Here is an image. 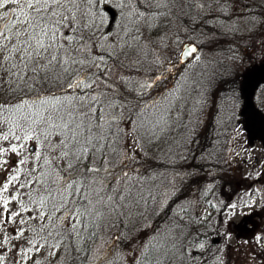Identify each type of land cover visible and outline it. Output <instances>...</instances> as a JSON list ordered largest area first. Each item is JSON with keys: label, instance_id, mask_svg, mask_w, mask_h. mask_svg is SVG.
<instances>
[{"label": "rangeland", "instance_id": "1", "mask_svg": "<svg viewBox=\"0 0 264 264\" xmlns=\"http://www.w3.org/2000/svg\"><path fill=\"white\" fill-rule=\"evenodd\" d=\"M145 1L131 0L128 17L132 13L135 21L127 25L132 29L129 28V43L124 51L129 58L124 61L110 53L106 56H111L110 59L98 57L90 69L83 65V70H87L73 80L63 78L46 87L37 86L31 76L35 72L29 68L22 80H18L20 74L16 71L0 69V105L23 103L19 110L11 108L0 114V133L12 129L16 135H23L31 121H38L31 125L33 139L26 142L20 156L11 152L0 156V160L8 161L7 172L0 168V185L12 173L15 161L26 160L12 173L18 174L19 179L2 195L11 201L8 205L11 212L21 210V202L29 209L21 212L26 223L20 224L21 217L17 216L14 222L5 220L0 224V241H6L0 243L4 256L0 264H22L23 256L17 255V248L31 247L26 244L25 234L14 238L16 229H24L34 221L44 225L48 213L54 214L56 225L69 229L74 214L68 215V210L73 209L84 193L79 184L82 180L86 182V190L100 192V145L94 142L86 146V141L87 137L100 140L102 110L111 115L109 119H117L115 134L119 143L108 152L118 154L109 164L113 166V175L118 174L104 198L114 205L113 215L120 216L119 224L124 221L130 231H119L120 226L114 224L101 233L100 226L91 250L92 264H135L145 248L154 251L168 234L176 233V226L169 227L167 222L174 217L182 221L191 217L197 221L201 235L199 232L186 235L185 228L178 233L180 237L184 235L196 260H203L204 264H264V0H178L172 5L178 17L172 25L168 15L162 18L159 13L163 10L164 15L171 4L162 8V0H149L151 5L145 8ZM104 4H101V17L107 26L103 32L110 38L105 43L113 41L118 46L127 31L120 27L121 16L111 6L120 11L123 3L107 0ZM19 7L9 3L4 9ZM149 8L154 10V19L146 15ZM185 42L197 44L199 50L187 62L179 64ZM118 51L116 48L115 53ZM66 53L73 55L68 49L62 50V54ZM86 55H93L90 46L78 50V59ZM83 58V62L88 61ZM9 60L19 65L21 62L16 57ZM122 62L137 69L124 75ZM8 68L4 65V69ZM229 74H235L230 79L238 86L237 94L221 98L222 78ZM121 90L126 94L118 108L113 102L120 99ZM53 97H60L55 107ZM44 99L50 103L41 104ZM50 113L63 117L56 123H67L68 129H72L71 115L78 116L75 140L71 131L65 130L67 156H59L62 145L55 150L50 147V143L57 144L61 139L56 134L60 129H49L46 119H41ZM83 122L85 134L81 133ZM44 130L52 133L48 139ZM198 133L206 139L197 149ZM11 143L20 142L11 136L7 141L0 139V147L8 148ZM164 143L166 146L156 153L169 154L174 168L165 172L138 167L144 157L155 155V150ZM31 145L39 150V159L29 151ZM112 159L110 154L109 161ZM150 161L155 160L151 157ZM89 169L95 177L87 175ZM204 175L212 181H203ZM21 184L25 186L21 188ZM13 195L16 200H11ZM208 200L213 208L209 211ZM152 206H155L153 211ZM98 209L101 212V205ZM40 212L45 214L43 220L28 219ZM244 221L254 223L251 232L241 231ZM146 226L142 236L140 228ZM173 236L170 237L178 239L176 234Z\"/></svg>", "mask_w": 264, "mask_h": 264}, {"label": "trees", "instance_id": "2", "mask_svg": "<svg viewBox=\"0 0 264 264\" xmlns=\"http://www.w3.org/2000/svg\"><path fill=\"white\" fill-rule=\"evenodd\" d=\"M177 2L178 0H162V5L160 4L161 6H163L162 8L168 7V5L171 4V9L169 10L165 9L164 15H163V10L159 11L160 15H162V18H165L167 15L168 17H170V20H168L170 22V25L175 23L178 19L177 15L174 13V9H172V5H174ZM130 5L131 3H123V5L120 6L121 7L120 11L117 10L118 8L108 5V6H111V8L117 14H120L121 16L120 27L124 28L123 31L124 30L127 31L125 32L127 34L124 35V38H123L124 40L120 42L118 46L113 45V41L111 44L105 43V40L106 41L107 39L110 40V38H107L106 37L107 34L103 32L107 24L106 25L104 24V18L101 17V4L96 5V6H89V5L82 4L81 11L77 13L76 20L69 22L67 26L65 25L58 26L59 31L56 32L54 42L53 40L50 39V37L52 36L51 31L49 32L48 36L43 37L45 46H48V45H51V46L48 47L47 52H44L43 50H41L40 57L28 59L27 54H25L22 51L18 53H8L7 50H5L6 55H9L10 57H16L18 58V60L21 56L27 57L26 60L28 62V67H24L22 61L20 62V65H19L18 63H12L9 60L5 62L4 65L10 68H11V65L13 64L17 65V67L12 68L11 71H16L18 74H20L18 80H22L21 78H23V73H25L27 68H29V71H33V69H36V71H33L35 72V74L31 75L32 78L36 80L37 86L46 87L47 84L53 85L57 82L59 83V81H62L63 78H65L66 80L68 78H72L73 80V78L76 77V75H78L79 73L82 74L87 69L92 68L93 62L96 59L98 60V57L104 58L111 53L112 57L115 54L119 56L118 57L119 59H122L120 61H124L129 58L128 56H126L124 51L127 50L125 46H127L128 45L127 43H129L128 35L131 32L130 29H132L127 25H128V22L135 21L131 18L133 17L132 13H130L128 17ZM148 5H151L149 0H147L145 8L146 6L148 7ZM104 6L106 7V4H104ZM147 10L150 13H146V15L154 19V10L150 8ZM24 11L29 12L30 10L25 7ZM5 13H8V15L5 16ZM0 16L5 17L4 19H0V26L4 25L5 23H9V22L15 23V27L11 28V32L6 33L12 36V42L13 43L16 42V37L14 34L19 31L21 33L19 37V40L21 41V43L18 45V47H20L21 49L23 47H26V45L23 44L22 42L28 39L29 34H34V33H33L32 28H29L27 24L23 23L24 17L23 15H21V6L19 7L18 10L17 9L9 10V8L8 9L0 8ZM17 16L20 17L18 20L16 19ZM50 27H52L54 30V26H50ZM25 29H27V32H25ZM117 30L118 32L122 31V30L120 31V29H117ZM36 31H38V29ZM57 34H60V36H58ZM66 37H70V39H66ZM96 38H98L99 40H96ZM61 39L62 41H60ZM5 43H7V41H5ZM30 43L34 47L36 44V40L32 39ZM86 46L87 47L90 46L91 52L93 55L92 56L86 55L84 56V58L82 57L83 59L88 60V61L83 62L82 58L78 59L77 53H78V50H82ZM101 48H103L102 51H101ZM116 48L117 50H119L118 54L115 53ZM64 49L70 50V53L73 55L70 56V54L68 53L62 54V50ZM101 52H102V55H101ZM52 56H55L56 59L52 60V62L49 63L48 61L51 59ZM61 57H63L62 61H60ZM106 58L110 59L111 56L110 57L108 56ZM64 60H68V61L66 62ZM135 63L137 64V61H135ZM122 64H123L122 67L125 70L124 75L133 73V71L137 69V66L135 68L132 64L129 65L124 62H122ZM42 65H47V68L44 70H41L40 66ZM83 65H85V67L87 68L86 70H83L84 69V67H82ZM100 65H101V62H100ZM225 69L226 68H223V72L227 74L228 72ZM233 75L235 74H232V75L229 74V76L222 78V90L219 93L221 98H226V96L237 94L238 86L237 84H235V80L233 83V81H231L230 79ZM109 87L115 88L114 85L113 86L110 85ZM122 92L123 90L119 92V94L121 95L120 99L115 100L118 95L115 97V99H113L115 100V102L113 103H116V107L118 108L121 107L120 105H122L120 103V100L123 102V99H124L123 96L126 94V93L122 94ZM111 105L112 103L109 106L110 108H111ZM122 109H123V106H122ZM122 109H119V113L121 115H122ZM259 113L261 115V112ZM120 114L118 115L119 116L118 120H120V123H122L123 118L120 116ZM110 117L111 115L104 112L103 110L101 111V118H100L101 123L98 128V131L100 132L98 135L100 136L99 138L101 141L95 140L96 137L94 139H91L85 135V137L88 138V141H86V146L89 143L92 145L94 144V142H97V143L99 142V145H100L98 149L100 150L99 155L101 154V190L98 194H101V195L96 194L91 188H88L86 190L84 187V185H86L85 180H82L79 183V184H82L81 187L83 186L84 193L81 197H79V202L76 203L75 206H73V214L76 218L74 219V222L71 223V225L72 224L77 225L76 229L74 230L71 228V225L68 227L69 229L64 228L58 224L56 225L54 223V214L52 215L51 213H48V216H52V219L51 220L48 219L47 223H45L44 225H42L43 223L37 225L35 221L30 222V224L26 225V227L25 225H23L22 227H25L23 229L24 234H25L24 238L32 240L33 244H30L31 247H29L32 249V251L28 253L27 256H23L22 264H92L91 263V250H92V246L97 240V234L99 232L100 226H101V233L106 227H110L114 224H118L120 226L118 229L119 231L120 230L128 231L129 228L125 227L124 221L122 224H119L120 216L113 215L112 208L114 205L111 203L109 204V202L105 201V198H104L106 193L111 190L112 188L111 185L112 183L115 182L116 180L115 177L118 174V173L117 174L114 173L113 175L112 173L113 171H111V167L113 166L109 165L118 155L117 154L115 156L112 153H108L110 152L109 149L118 143V140H116L117 135L115 134V131L118 132L117 130L118 127H116L115 129V126L117 124V121H116L117 119L115 118L109 119ZM77 120H78V116L74 114L71 115L70 120H69V125L71 126L72 129H75V126H77L76 124ZM80 126L82 128L81 133L85 134V132H83L84 122L81 123ZM94 135L97 136V134H94ZM197 138L198 139H197L196 146L198 149L200 143L205 141L206 138H204V136H202L201 133H198ZM118 145H116V147ZM165 146L166 144L164 143L158 149H156L154 153L160 151ZM116 147H114V151L116 150ZM110 154L113 157L111 161H109ZM151 157L155 161H150ZM151 157H146L149 159L148 162L146 158L144 157L142 159V162L141 163L139 162L140 165L138 167L141 169L145 168L146 170H161L165 172H167L168 169L175 167V165L173 166L174 162L173 164L170 165L169 154L160 155L156 153L155 155ZM131 164L132 163H130L129 165L130 167L132 166ZM176 165H179V164H176ZM87 175L95 177V173H93L91 169L88 170ZM197 177L199 179V176ZM205 180L207 183L208 181L209 182L212 181V179L210 180L208 176L204 175L203 181ZM219 185H221L220 182L218 186ZM81 187L78 190L80 192V195L82 192V190H80ZM216 191L221 192L220 189L219 190L216 189ZM100 197H101V200H100ZM211 197L213 196L211 195ZM205 198H206V195L204 193V200ZM211 202H209V200L207 202L206 207L208 211L213 209L212 206L209 204ZM100 205H101V212L98 209ZM153 208H155V206H152L151 211H153ZM180 217L182 219L183 216H180ZM182 220L178 219V217L177 218L174 217V218L167 220V222L169 221L168 222L169 227L172 225L176 226V230H175L176 233L174 234L177 235L178 237L177 240L170 237V236L174 237L173 236L174 234L173 235L172 233L170 235L168 234V237L165 239L164 242H160L155 246L154 251H152L151 249L149 250V247L145 248L142 255L140 256V259H138V261L135 264H204L203 260H200V261L199 259L196 260V257L192 255L191 247H188L189 243L187 242V240L184 239L183 237L184 235L182 234V236L180 237L178 234L179 231L181 233L182 230H184V228H185V231H187V233L185 232L186 235L193 236L194 234H199L200 231L197 230L198 228L197 221L191 217H189V220L187 221L186 220L182 221ZM45 225L47 226L45 227ZM33 229H35V231H33ZM41 229L43 230L41 231ZM140 229L143 232L142 236H144V234L147 231V226L145 229L144 227ZM122 237L125 239L126 235H122ZM37 248H39V251H37Z\"/></svg>", "mask_w": 264, "mask_h": 264}, {"label": "snow or ice", "instance_id": "3", "mask_svg": "<svg viewBox=\"0 0 264 264\" xmlns=\"http://www.w3.org/2000/svg\"><path fill=\"white\" fill-rule=\"evenodd\" d=\"M122 3H131V0H121ZM13 3L21 6V15H23V23L27 24L29 28L33 29L34 34H29L28 39L24 40L22 43L26 45V47H23L22 49L18 47V45L21 43L19 40V37L21 33L18 31L14 35L16 37V42H12V36L6 34L11 32V28L15 27L14 22L5 23L4 25L0 26V69L9 71L11 73L12 68H16L17 65L13 64L11 65V68L4 69V63L5 61H8L10 59L9 55L4 54L5 50H7L8 53H18V52H24L27 54L28 59H33L35 57H40L41 50L44 52H47L48 47L51 45L45 46L44 43V36H48L49 32H52V36L50 37L51 40H55L56 32L59 31V25H65L71 21H74L77 19V13L81 11V5H89V6H96L99 4L107 3V0H0V8H4L7 4ZM29 9V12H25L24 8ZM133 12L136 11V9H132ZM8 13H5V16H7ZM143 15V13H141ZM4 16H0V19H4ZM20 17L17 16L16 19L18 20ZM54 26V30L52 27ZM38 29V31H36ZM25 32H27V29H25ZM32 39L36 40V44L33 47L30 43ZM66 39H70V37H66ZM7 41V43H5ZM192 51H195V49H192ZM56 57L52 56L51 59L48 61L49 63L52 62V60H55ZM20 60L23 62L24 67H28V62L25 59L24 56L20 57ZM41 70H44L47 68V65L40 66ZM33 71H36V69H33ZM22 79V78H21ZM71 87V85H70ZM52 101L54 102L52 104L53 107H55V103L60 102V97H53ZM41 104H47L50 103L49 100L44 99L40 101ZM23 107V103L19 105L14 106H8V105H0V114H2L5 110H11V108H15L19 110ZM63 119V117H59L58 115L54 116L53 114H48V116L45 118L41 116V119H46V122L48 124V128H58L60 131L56 133L61 137L59 142L57 144H51L50 147L55 150L57 147H60L61 145L63 148L61 149V152L59 153L60 157L67 156L68 153L64 151V149L68 148V135L65 130L72 132V139L75 140L76 137V131L75 129H68V124L65 123L63 125L57 124V119ZM38 121H31L29 124V127L25 129L23 135H16L15 131L10 129L7 133H0V139L2 140H9V137L11 136L16 141L20 142L19 145L16 143H11L8 148L0 147V156H3L5 153L11 152L15 153L17 156H20L22 154V151L25 150V144L28 140L33 139V132L34 129H32L31 125L36 124ZM45 139H48V137L52 134L48 130H44L43 132ZM39 139V137H36ZM31 153L36 156L37 159L40 157V152L38 149H32ZM26 163L25 159H20L14 162L12 173H16L17 169L19 168V165ZM8 164L7 160H0V168H3L4 171H8L7 167L5 165ZM68 167H72V164L69 163ZM12 173H9V176L6 178L5 182L0 185V200H2V206L3 212H0V224L4 223L5 220L7 222H14V218L19 216L21 217L19 223L24 224L27 221L23 218L21 212L22 211H28V207L26 204H23L21 202L20 208L21 210L11 212L8 208L9 203L11 202L8 198L3 197L2 193L7 192L9 190L10 185L13 184L14 181H17L19 179V175H13ZM125 175H127L125 173ZM25 185L21 184L20 187L23 188ZM70 186V185H68ZM31 197V194H29ZM17 197L13 195L11 197V200H16ZM231 207L236 208L237 205H232ZM59 209H57L58 211ZM73 213V209L68 210V215H71ZM44 213L40 212L38 216H32L28 219H38L43 220L44 219ZM76 217L73 216V219ZM49 220L52 219V216L48 217ZM64 217H61V220H63ZM47 225H45L46 227ZM77 225L72 224L71 228L74 230L76 229ZM43 229H41L42 231ZM17 235L14 237L15 239H19L24 236V230L23 229H16ZM35 231V229H33ZM259 241V237L256 238ZM26 244H33L32 240H29L25 238ZM6 241H0V243H5ZM42 247V245H41ZM32 251L31 248L21 247L17 248V255L18 256H27L28 253ZM37 251H39V248H37ZM51 254V253H50ZM4 259L2 251H0V261Z\"/></svg>", "mask_w": 264, "mask_h": 264}, {"label": "water", "instance_id": "4", "mask_svg": "<svg viewBox=\"0 0 264 264\" xmlns=\"http://www.w3.org/2000/svg\"><path fill=\"white\" fill-rule=\"evenodd\" d=\"M192 49H195V51H192ZM198 48L194 43H184L181 48L180 52V58H179V63L183 64L186 61H188L193 54L197 52ZM34 149V146L31 145L29 147V151ZM254 227V223L252 221H244L240 225V229L242 232L249 233Z\"/></svg>", "mask_w": 264, "mask_h": 264}]
</instances>
